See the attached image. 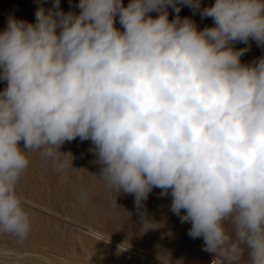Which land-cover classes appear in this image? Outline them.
Returning a JSON list of instances; mask_svg holds the SVG:
<instances>
[{
    "label": "clouds",
    "instance_id": "9594fccd",
    "mask_svg": "<svg viewBox=\"0 0 264 264\" xmlns=\"http://www.w3.org/2000/svg\"><path fill=\"white\" fill-rule=\"evenodd\" d=\"M183 6L213 26L198 29ZM77 7L40 4L35 22L10 15L0 31V234L29 236L18 192L29 155L63 172L74 157L62 146L79 138L91 142L113 210L120 195L139 209L161 189L204 251L264 264V55L241 61L249 41L264 48V0Z\"/></svg>",
    "mask_w": 264,
    "mask_h": 264
},
{
    "label": "rangeland",
    "instance_id": "374dc122",
    "mask_svg": "<svg viewBox=\"0 0 264 264\" xmlns=\"http://www.w3.org/2000/svg\"><path fill=\"white\" fill-rule=\"evenodd\" d=\"M200 2L201 8H203L211 6L215 0H200ZM52 3L53 0H0V31H3L7 26L10 15L17 19L35 22L37 7L43 4L46 9L51 8ZM78 3L79 0H60V7L64 12L71 10L78 13ZM123 3L126 6L129 0H123ZM168 12L171 20L174 18L175 12L172 8H169ZM152 15L155 16L156 13H152ZM180 16L182 18L190 17L201 30L205 26H213L212 18H202L199 11L193 12L187 6L181 8ZM115 26L121 28L118 18ZM249 44V51L241 57L243 63H250L264 55V48L258 47L254 41H249ZM233 47L238 50L248 47V45L235 42ZM5 83L0 81V90H3ZM61 150L67 152L65 148ZM29 158L30 166L21 179L18 192L26 209L30 212L31 230L28 238L34 237L36 239L21 243L13 236L6 234L0 236V247L3 249L30 254L24 260L9 263L0 259V264H47V261L56 264H153V261L143 260L137 255L130 254L127 257L122 255L119 248L94 235L92 236L87 231L92 228L122 241L132 249L144 251L143 253L149 257L169 264H194L197 257L210 258L214 256L203 250V240L189 237L188 230L191 225L181 223L180 219L177 221L167 220L169 226L166 232L168 243H163L157 239L156 232L150 228H142V241L141 234L139 238H133V232L127 228L116 230L114 218H108L109 221L103 219L94 221L87 216H82L83 213L81 214L80 211L73 208L76 203L74 196L66 195L60 190L66 188L69 193L73 192L69 189L70 186L75 185L74 175L70 174L74 168L69 167L63 172H57L59 179H55L50 176L51 167L44 166L37 153H31ZM68 175L69 177H67ZM57 184L59 187L61 185L60 189ZM128 207L132 208V206ZM82 209L85 208L80 207L78 210ZM55 240L57 242H54ZM103 253L107 254L106 257L102 256Z\"/></svg>",
    "mask_w": 264,
    "mask_h": 264
},
{
    "label": "bare ground",
    "instance_id": "6f19581e",
    "mask_svg": "<svg viewBox=\"0 0 264 264\" xmlns=\"http://www.w3.org/2000/svg\"><path fill=\"white\" fill-rule=\"evenodd\" d=\"M91 147L92 145L90 141L81 142L79 138H77L72 142H66L62 146V148H65V150H67V152H70L74 157L73 160L74 171L71 172L70 174L72 176L74 175L73 180L75 182V185L70 186L69 189L73 191L71 192L73 194L69 193L66 188L60 189L61 185L60 187L59 184L57 185L58 188L61 190V192L65 193L66 195L74 196L76 203L74 204L73 208L77 209V211H80L81 214L83 213L84 215L82 214V216H87L89 217V219L94 221H99L102 219L109 221L108 218H114L113 220L115 221L114 225L116 230H120V228H127L128 230H131L133 232L132 233L133 238H139L141 234L140 238L142 239V241H143L142 228L144 225V219L147 218L148 220H150V223L146 227L156 232L158 236L157 239H159L160 242L162 241L163 243H168V238L166 237L167 229H169V226L167 225V220L168 219H171V221L179 220V217L170 211V205H171L170 193L167 196H162L161 189L154 188L153 191L149 194L148 199L145 201L144 206L139 209L135 206L133 196L120 195L118 197L117 203L121 207V209L113 210L111 200L109 199L108 189L102 182L97 180V178L94 176L99 173V167L94 163L95 156L91 151ZM50 176H52V178L59 179L57 177V172L54 171L52 168L50 169ZM67 177H69V175ZM79 205L80 207H84L85 209L78 210L80 208ZM128 206H132V208L130 209ZM87 231H89L92 234V236L94 235L97 238L102 239L114 245L115 247L119 248L120 251L122 252L121 254L126 255V257L130 254H133V255H137L143 260H149V261L151 260L153 261L152 262L153 264H169L157 260L156 258L149 257L147 254L143 253L144 251L141 252L139 250L132 249L131 247L124 244L122 241H119L116 238H113L112 236L102 231L93 228L88 229ZM2 235L4 234H0V236ZM35 239L36 238L34 237L27 238L22 243L28 241H35ZM201 240L202 239L200 238V241ZM54 242H57V240H55ZM29 255H30L29 253L21 254V252H12L0 247V259L8 263L12 261L24 260L25 257H28ZM106 255H107L106 253L102 254L103 257H106ZM47 262L49 264H56L50 261Z\"/></svg>",
    "mask_w": 264,
    "mask_h": 264
},
{
    "label": "built area",
    "instance_id": "2783aa9c",
    "mask_svg": "<svg viewBox=\"0 0 264 264\" xmlns=\"http://www.w3.org/2000/svg\"><path fill=\"white\" fill-rule=\"evenodd\" d=\"M194 264H222L219 257L212 256L210 258L197 257L194 260Z\"/></svg>",
    "mask_w": 264,
    "mask_h": 264
}]
</instances>
